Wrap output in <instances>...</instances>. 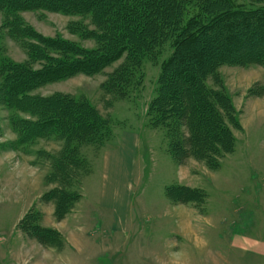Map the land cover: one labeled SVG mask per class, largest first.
Here are the masks:
<instances>
[{"label":"rangeland","instance_id":"obj_1","mask_svg":"<svg viewBox=\"0 0 264 264\" xmlns=\"http://www.w3.org/2000/svg\"><path fill=\"white\" fill-rule=\"evenodd\" d=\"M232 1L236 7L247 10L264 8V0ZM19 16L39 37H61L85 49L97 48L96 42L84 39L76 29L79 24L91 30L88 17L43 11L23 12ZM11 19L0 8V62L28 64L27 50L22 43L10 38L5 28ZM173 52L172 43L168 41L156 54L144 58L141 73L136 76L141 79L140 86L128 89L123 98L104 93L102 85L124 59L100 74L75 75L35 92L37 96L60 93L86 101L104 119L105 127L96 141L80 149L87 164L80 159L75 169L69 166V185L75 198L69 201L61 220L53 219L48 211L50 203L42 202L41 196L53 187L46 182L52 170L50 159L64 152V142L51 137L23 149L18 147L19 136L12 130L10 119L17 117L30 123L34 118L26 111H9L0 105V199L15 201L13 206H0V264H233L240 256L215 254L216 225L206 223V218L211 221L228 209L225 205L229 202L245 199L254 202L253 227L246 234L264 239V95L250 93L253 88V93L263 91L264 68L246 65L245 60L237 57L218 70L241 126L240 130L234 129V154L220 159L218 169L196 159L178 166L167 153L162 131L147 124L163 65ZM208 85L214 86L212 79ZM141 123L149 130L145 139L149 151L145 155L142 180L139 184L135 182L131 225L127 233L115 235L111 231L113 214L99 206L101 178L96 163L103 149L113 146L123 130ZM37 152H42L46 158L38 157ZM183 174H186L185 182L208 195L210 214L200 216L197 212H207V200L200 206L185 203L187 207L183 208L180 206L184 203L167 197L166 187L183 181ZM29 213L30 218L23 221V225L21 221ZM34 222L48 229L53 228L47 226H56L65 234L58 231L56 236H41L35 233ZM203 231L211 242L206 257L193 245Z\"/></svg>","mask_w":264,"mask_h":264},{"label":"trees","instance_id":"obj_2","mask_svg":"<svg viewBox=\"0 0 264 264\" xmlns=\"http://www.w3.org/2000/svg\"><path fill=\"white\" fill-rule=\"evenodd\" d=\"M0 8L12 18L5 25L9 37L23 44L29 60L0 62V105L34 118L30 123L10 119L19 136L17 145L23 149L51 137L64 142V152L50 159L46 182L53 187L41 197L54 205L57 220L64 218L65 208L75 198L69 166L75 169L84 160L80 149L96 141L105 124L86 101L60 93L35 94L48 84L79 74L94 76L124 59L102 85L104 93L123 98L128 89L140 86L136 76L143 59L170 41L174 52L163 65L147 124L162 131L167 153L178 166L196 159L218 169L220 159L234 152V129L241 126L218 70L237 57L246 65L264 68V8L247 10L232 0H0ZM36 11L90 18L91 30L79 24L76 29L97 48L85 49L61 37H39L19 18L23 12ZM210 79L214 86L208 85ZM253 89L251 94L264 95V89L261 93ZM37 156L46 158L42 152ZM166 195L173 202L197 206L207 200L204 191L181 185L168 186ZM34 225L41 236L58 234Z\"/></svg>","mask_w":264,"mask_h":264},{"label":"crops","instance_id":"obj_3","mask_svg":"<svg viewBox=\"0 0 264 264\" xmlns=\"http://www.w3.org/2000/svg\"><path fill=\"white\" fill-rule=\"evenodd\" d=\"M148 132L149 130L145 123H141L132 129L123 130L113 146L103 149L96 163L97 172H99L101 178V201L99 206L113 214L111 231L115 235L127 233L131 225L135 182L139 184L142 180L145 155L149 151L148 144L145 142ZM185 178L186 174H183L181 177L183 181L179 179L180 181L177 185L202 190L199 187L189 185L185 182ZM89 184H91V180L87 186ZM208 203L209 197L207 195V203L205 205L207 212L197 210L200 216H205L207 213L210 214ZM14 204V200L0 199V206L6 207ZM187 204L184 203L180 207L196 206L194 203ZM50 205L51 209L48 211L55 219L54 205ZM253 205L254 202L251 199H245L242 202H229L225 205L228 209L223 210L222 215H218L211 221H208V217L206 218V223L210 222L211 226L216 225L215 254H235L240 256L239 260H236L233 264H264V239L250 237L246 234L253 227L251 219V216H253L251 212ZM47 227L65 234L64 231L56 226ZM207 237V232L203 231L193 244L196 249L198 247L199 253L201 255L203 253L205 257L209 254L207 249L211 245ZM200 264L205 263L201 262Z\"/></svg>","mask_w":264,"mask_h":264}]
</instances>
